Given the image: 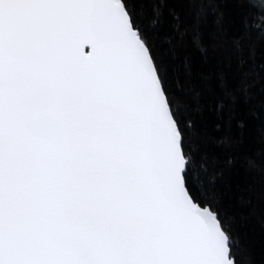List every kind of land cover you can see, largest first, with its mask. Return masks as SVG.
I'll list each match as a JSON object with an SVG mask.
<instances>
[{"label":"snow or ice","instance_id":"1","mask_svg":"<svg viewBox=\"0 0 264 264\" xmlns=\"http://www.w3.org/2000/svg\"><path fill=\"white\" fill-rule=\"evenodd\" d=\"M136 0H0V264H235Z\"/></svg>","mask_w":264,"mask_h":264},{"label":"trees","instance_id":"2","mask_svg":"<svg viewBox=\"0 0 264 264\" xmlns=\"http://www.w3.org/2000/svg\"><path fill=\"white\" fill-rule=\"evenodd\" d=\"M193 190L235 264H264V0H136Z\"/></svg>","mask_w":264,"mask_h":264},{"label":"water","instance_id":"3","mask_svg":"<svg viewBox=\"0 0 264 264\" xmlns=\"http://www.w3.org/2000/svg\"><path fill=\"white\" fill-rule=\"evenodd\" d=\"M228 243H229V241H228Z\"/></svg>","mask_w":264,"mask_h":264}]
</instances>
